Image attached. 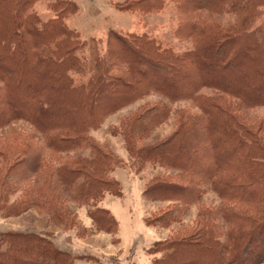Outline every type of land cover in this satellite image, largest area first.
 Masks as SVG:
<instances>
[{
    "label": "trees",
    "instance_id": "1",
    "mask_svg": "<svg viewBox=\"0 0 264 264\" xmlns=\"http://www.w3.org/2000/svg\"><path fill=\"white\" fill-rule=\"evenodd\" d=\"M37 1L0 0V128L27 121L52 153L74 156L51 165L43 151L28 147L13 161L5 155L2 173L9 175L23 164L22 179L48 172L44 186L55 178L74 199L91 206L89 214L100 230L117 232L118 219L98 203L106 193L122 196V184L112 176L122 159L102 146L91 130L109 114L151 93L170 103L191 99L201 113H180L176 130L156 143L139 146L136 135L143 136L170 116L172 107L162 100L141 107L122 123L120 132L139 169L158 164L177 170L184 180L156 175L145 186L146 196L190 206L210 186L224 200L219 213L227 230L220 233L219 224L202 222L188 235L154 243L148 248L151 262L264 264V135L237 112L239 101L246 107L264 106V0H179L190 11L234 15L228 25L190 20L191 34L199 36L182 56L147 32L110 29L106 40L83 38L67 21L78 11L75 1H50L53 15L47 18L34 7ZM161 1L150 0L141 9H155ZM207 71L212 75L205 78ZM174 75L176 82L171 80ZM227 77L229 84L223 80ZM21 104L20 110L13 109ZM260 126L264 128V122ZM6 177L0 180L3 214L53 207L54 219L66 218L57 201L46 199L43 185L28 186V198L8 204L16 188ZM155 220L174 219L162 215ZM76 259L43 234L0 233V264H76Z\"/></svg>",
    "mask_w": 264,
    "mask_h": 264
},
{
    "label": "rangeland",
    "instance_id": "2",
    "mask_svg": "<svg viewBox=\"0 0 264 264\" xmlns=\"http://www.w3.org/2000/svg\"><path fill=\"white\" fill-rule=\"evenodd\" d=\"M52 0H38L34 7L43 17L53 15L49 8ZM78 5V11L68 17L69 25L76 28L83 38L90 36L107 39L110 29L138 33L147 32L149 35L160 39L164 45L173 48L179 55H185L187 51L194 48L197 32L191 34L190 20L197 19L202 25L219 23L228 25L233 22L234 15L230 13H212L208 9L190 11L191 8L182 5L179 0L161 1L158 7L152 10L141 9L150 0H73ZM152 1V0H151ZM198 1V0H191ZM134 4L135 8L125 9L127 5ZM264 10V6H261ZM259 19L255 20L257 24ZM116 71L118 67L112 68ZM215 75V73H213ZM212 72L204 75L208 78ZM219 77V75L217 76ZM222 79V78H221ZM228 77L223 79L227 84ZM156 82V79H152ZM159 82L160 79H158ZM157 80V81H158ZM176 82V78L171 79ZM165 81V80H164ZM166 82V81H165ZM180 84V83H179ZM2 85V84H1ZM27 86L36 88L30 83ZM211 88H204V92H211ZM102 100H104L102 98ZM159 100L168 102L172 107L170 116L161 124L152 128L149 132L137 133L136 140L139 146L151 145L171 135L178 127L180 113L200 114L201 110L191 99H183L170 103L166 98L156 93L141 98L127 106L109 114L99 128L92 129L91 134L102 146L113 151L122 159V164L112 172V176L122 184V196L106 193L99 205L109 208L121 221L117 232L100 230L93 217L89 214L90 205L83 204L74 199L72 194L66 190L55 178L44 186L43 179L47 173L33 175L31 178H19L25 165L13 170L9 175H4L0 169V180L5 178L12 182L16 191L8 195V204H13L21 199L28 198L29 188L44 186L43 191L46 199L57 201L62 207H58L63 221L54 219L53 207L31 206L22 212L6 215L0 211V233L6 231L36 232L47 236L55 245L61 249L72 252L76 257V264H152L148 248L158 241L180 238L195 230L202 222L212 225H220V233L227 230L226 223L219 213L221 204L220 197L210 186H206L201 200L190 206H182L166 200H153L143 192L149 179L160 175L167 180H180L177 170L166 168L158 164L147 163L144 168H138V163L131 157L125 139L120 132L122 123L126 119L137 114L143 107L151 106ZM235 103L238 100L231 97ZM240 102V101H239ZM237 112L244 122L260 129L264 135V128L260 125L264 122V106L246 107L239 105ZM13 108L20 110L21 107ZM41 150L46 160L51 164L66 161L74 156L71 153H52L44 144V138L29 122L18 120L0 128V161L6 155L14 158L17 152L24 148ZM15 159V158H14ZM11 161V159H10ZM3 168V167H2ZM47 171V170H46ZM25 175V173H23ZM51 181V180H50ZM54 181V183H53ZM52 184V185H51ZM48 185L50 187H48ZM29 186V188H28ZM37 192H33L36 194ZM242 206V205H240ZM69 209L67 215L64 210ZM59 212V213H60ZM166 215L174 220L168 223L159 222L155 219ZM67 219V220H66ZM148 220V221H147ZM150 222V223H149ZM158 255H161L159 253Z\"/></svg>",
    "mask_w": 264,
    "mask_h": 264
},
{
    "label": "crops",
    "instance_id": "3",
    "mask_svg": "<svg viewBox=\"0 0 264 264\" xmlns=\"http://www.w3.org/2000/svg\"><path fill=\"white\" fill-rule=\"evenodd\" d=\"M118 219V218H117ZM118 221L120 222V227H121V221L118 219Z\"/></svg>",
    "mask_w": 264,
    "mask_h": 264
}]
</instances>
